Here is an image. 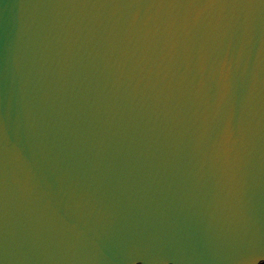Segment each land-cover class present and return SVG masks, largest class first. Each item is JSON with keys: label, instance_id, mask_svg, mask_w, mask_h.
Wrapping results in <instances>:
<instances>
[{"label": "water", "instance_id": "water-1", "mask_svg": "<svg viewBox=\"0 0 264 264\" xmlns=\"http://www.w3.org/2000/svg\"><path fill=\"white\" fill-rule=\"evenodd\" d=\"M0 264H264V0H0Z\"/></svg>", "mask_w": 264, "mask_h": 264}]
</instances>
